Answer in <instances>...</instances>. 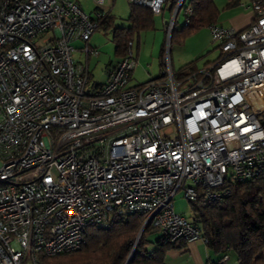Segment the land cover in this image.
I'll return each mask as SVG.
<instances>
[{
  "label": "built area",
  "instance_id": "2783aa9c",
  "mask_svg": "<svg viewBox=\"0 0 264 264\" xmlns=\"http://www.w3.org/2000/svg\"><path fill=\"white\" fill-rule=\"evenodd\" d=\"M102 5L104 0H95ZM168 11L170 34L185 0H128ZM240 30L208 26L220 54L177 81L168 49L164 77L129 85L133 43L88 89V44L105 13L75 0H0V264H51L75 251L89 226L112 214L142 215L131 253L149 224L169 242L206 243L175 212L188 201L229 195L228 179L264 176V0H251ZM85 62L74 60V43ZM228 256L206 264H224Z\"/></svg>",
  "mask_w": 264,
  "mask_h": 264
},
{
  "label": "trees",
  "instance_id": "16d2710c",
  "mask_svg": "<svg viewBox=\"0 0 264 264\" xmlns=\"http://www.w3.org/2000/svg\"><path fill=\"white\" fill-rule=\"evenodd\" d=\"M236 4L238 1H230L226 7ZM188 5L192 8L190 21L180 30L173 27L169 44L175 37L181 41L196 30L208 27L216 21L219 14L214 0H189ZM129 6V26L114 27L111 30L114 52L120 57L124 56L126 45L131 41L134 32L139 34L153 27V13L148 8L131 3ZM109 17L110 14H106L100 26L107 29L111 24ZM165 50V45L162 44L159 75L146 82L164 77L162 57ZM180 69L177 75H182ZM225 188H228L230 193L221 199H207L201 191L195 201H189L192 212L189 221L200 227L202 235L206 238V244L215 252L233 251L238 264H264V176H256L243 182L228 179L220 187V189ZM142 220V215L123 217L112 214L107 227L89 226L86 229L84 243L79 249L57 254L49 258V262L51 264H166L164 261L166 252L172 248H181L185 243L183 241L171 243L165 236L159 234L153 246L148 248V236L157 232L148 224L131 253Z\"/></svg>",
  "mask_w": 264,
  "mask_h": 264
},
{
  "label": "rangeland",
  "instance_id": "374dc122",
  "mask_svg": "<svg viewBox=\"0 0 264 264\" xmlns=\"http://www.w3.org/2000/svg\"><path fill=\"white\" fill-rule=\"evenodd\" d=\"M86 13H92L97 7L106 14H110L111 24L105 29L102 26L92 33L88 44L99 51L97 56H90L87 61L88 71L90 73V82L88 89L93 83H104L106 80V70L120 60V56L114 52V43L111 39V30L114 27L127 28L129 26V1L128 0H104L102 5H98L95 0H75ZM189 0H185L188 3ZM225 0H216L218 6H222ZM223 2V3H220ZM171 13L165 11L160 14H153V27L137 34L131 35L133 43V55L137 58L132 78L129 85L142 84L149 78L155 77L160 72L159 52L161 45L164 44L168 49L169 62L174 78L179 81L193 72L192 66L204 68L217 60L220 51L217 43L213 42L209 34L208 27H203L183 40L179 41L176 37L172 39L171 44L165 33V21L169 19ZM181 13L177 17L174 28L180 30L182 27ZM139 43L138 49L137 45ZM169 44V45H168ZM76 50L73 52V58L79 63L85 62V56L79 49L83 46L80 41L75 42ZM187 64V65H186ZM186 65V66H184ZM181 68V69H180ZM182 75H177L179 71ZM173 208L176 213L184 216L188 221L192 218L190 202L183 196V190H179L172 198ZM159 232L148 236L147 247L153 246ZM229 259L235 258V253L231 250L226 252Z\"/></svg>",
  "mask_w": 264,
  "mask_h": 264
},
{
  "label": "crops",
  "instance_id": "0c3cea01",
  "mask_svg": "<svg viewBox=\"0 0 264 264\" xmlns=\"http://www.w3.org/2000/svg\"><path fill=\"white\" fill-rule=\"evenodd\" d=\"M230 1H238V4L226 7ZM250 1L251 0H225L224 4L220 7L217 5L216 0H214V4L219 11V14L214 23L222 27H231L236 30H240L247 27L254 18V13L248 7ZM138 46L139 43L137 45V49ZM159 56H160V52H159ZM159 62H160V57H159ZM201 68L202 67L196 68L194 65L192 66L193 71H198ZM133 70L130 73V79L132 78ZM157 76L151 77L148 80L156 78ZM223 254H226L228 256L227 253L215 252L214 250L209 248L204 241L198 239L184 244V246H182L181 248L169 249L165 254L164 261L166 264H206L208 262H215L219 260ZM224 264H238L237 257L229 259L228 256Z\"/></svg>",
  "mask_w": 264,
  "mask_h": 264
}]
</instances>
